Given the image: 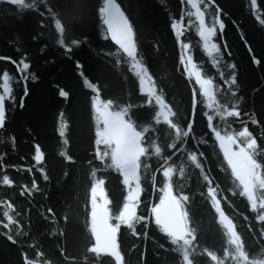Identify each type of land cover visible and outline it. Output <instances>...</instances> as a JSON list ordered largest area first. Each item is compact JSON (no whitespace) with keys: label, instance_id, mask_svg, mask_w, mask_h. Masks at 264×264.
Segmentation results:
<instances>
[{"label":"trees","instance_id":"obj_1","mask_svg":"<svg viewBox=\"0 0 264 264\" xmlns=\"http://www.w3.org/2000/svg\"><path fill=\"white\" fill-rule=\"evenodd\" d=\"M102 2L103 0H55L61 16L71 21L67 37L81 41V46L74 48L69 58L50 39V33L54 32L50 21L45 20L46 26L41 27L38 13L25 11L21 14L20 10L6 0H0V56L10 58L0 60V75L4 71L9 72L17 102L23 95V84L16 83L21 74L16 72L17 65L12 61L18 62L26 54V60L30 63L29 72L37 76V80L32 81L29 75L28 95L24 98L23 108L17 106L15 110H10L7 128L0 130V138L5 140L0 142V153L5 154L3 162L9 165L0 175L8 174L16 181L12 188L0 185V199H11L14 202L16 210L21 212L24 229L28 233V239L18 238L16 245L0 235V264H21V246L26 249L29 244L37 245L50 264H67L60 253L61 248L69 259L75 257L82 260L80 253L91 239L85 223L89 211L88 190L92 181L90 173L92 167L100 169L103 166L94 159L95 127L91 110V97L94 93L85 87L83 80L87 77L98 85L101 99L122 98L118 102L143 105V100L139 98L142 94L139 92L138 81L134 91L133 82L136 77L124 62L123 54L121 53L119 65L115 63L117 57L110 55L117 51L118 46L109 38L100 20L98 8ZM117 2L126 11L133 25L138 58L149 67L157 88H165L167 100L183 118L184 111L190 104L191 91L193 88L198 91V86L194 79L189 82L176 70L179 66L180 49L170 23L172 19L180 18L182 9L183 13L189 10L187 0H184L183 5L180 0ZM217 2L228 14L223 18L225 29L223 39L218 43H226L231 51V57L225 54V60L237 66L238 96L242 98L243 110L255 114L258 123L251 125L249 122V130L259 137L264 134V62L252 64L251 55H255L258 60L264 57V28L252 16L250 0ZM262 2L264 0H258V8L259 14L264 15ZM183 24L185 30L181 39L190 45L194 62L208 75L216 78L215 70L210 68V61L200 46L196 28L188 25L186 15ZM241 33L253 49L251 55L240 39ZM76 60L80 61L81 69L75 67ZM80 72L84 75L81 76ZM61 88L69 93L68 97L59 96ZM60 113H63L68 124L65 132V138L69 142L67 145H63L57 132ZM197 126L200 127L199 124ZM232 129L238 131V124L232 123ZM10 135L15 137L14 146L7 141ZM35 144L40 145L44 153L42 166L48 175L47 181L33 167ZM61 150L70 155L72 160H65L60 155ZM200 150L206 151L208 163L205 167L211 169L213 176L219 177L216 182L221 184L226 196L230 197L228 190L235 189L236 186L230 171H222L227 169V165L218 145L208 140L206 148ZM89 161H92L91 165ZM29 167H33L31 173L26 171ZM101 176L105 180L104 187L111 202L110 207L115 208L122 203L125 194L122 178L112 169L98 171L96 178ZM33 179L39 190H33L31 196L27 193L20 196L19 185L30 187ZM142 188L143 203L159 201V184L154 191L149 178L144 180ZM185 191L191 197L189 214L201 228L202 245L222 256L223 248L227 246L224 229L217 223L214 211L201 197L202 189L195 183L194 176L186 181ZM236 191L237 196L229 199L228 204L222 201V208L233 220L237 231L247 239L249 227L256 225L254 231L259 230L258 222L254 219L255 214L248 208L246 199L239 197L238 190ZM143 203L139 211L148 215ZM48 208L53 209V213H48ZM2 211L0 207V218ZM246 216L249 218L247 223L244 220ZM64 217H67L66 221ZM137 229L141 233L139 237H133L126 229H122L118 236L127 264H166L165 253L157 245L164 244L167 248L168 244L161 239L163 234L159 229L150 225L147 236L139 226ZM2 231L0 228V232ZM248 243L250 252H259L258 243L251 240ZM91 258L95 259V264H110V258L104 255ZM167 264H171L170 258ZM202 264L211 262L205 257L202 258Z\"/></svg>","mask_w":264,"mask_h":264},{"label":"snow or ice","instance_id":"obj_2","mask_svg":"<svg viewBox=\"0 0 264 264\" xmlns=\"http://www.w3.org/2000/svg\"><path fill=\"white\" fill-rule=\"evenodd\" d=\"M6 2L20 10L21 14L25 11L38 13L41 27L46 26L45 20L50 21L54 27L50 39L69 58L73 49L81 46L80 40L67 37L71 21L61 16L55 0ZM180 2L183 5L184 0ZM187 5L189 10L183 13L182 9L180 18L172 19L170 23L180 49L179 66L176 70L189 82L194 79L198 86V91L197 88L191 91L190 104L185 109L183 118L167 100L165 88H157L149 67L138 58L134 28L126 11L117 0H103L98 8L102 25L118 46L117 51L110 55L117 57L115 63L119 65L121 53L123 54L124 62L136 77L133 82L134 91L138 81L139 92L142 94L139 98L143 100V105L118 102L122 98L101 99L98 85L87 77L83 80L85 87L94 93L91 97L95 127L94 159L103 167H92L90 173L92 181L88 190L89 211L85 223L91 239L80 253L82 260L75 257L69 259L61 248L60 253L67 264H95V259L91 257L101 255L109 257L110 264H127L118 240L121 230L126 229L133 237H139V226L147 236L150 225L159 229L163 234L161 239L168 244L167 248L164 244L157 245L165 253L166 264L169 258L171 264H202V258L205 257L211 264H264V258H257L264 257V134L256 137L249 130V122L251 125H257L258 121L254 113L243 110L242 98L238 96L237 91V66L225 60V54L228 57L232 55L228 45L218 43L223 39V18L227 17V12L217 0H187ZM261 7H264V2ZM250 8L255 21L264 28V15L259 14L258 0H250ZM185 15L188 25L196 28L200 46L210 61V68L215 70L216 78L197 66L190 45L181 39L185 30ZM240 39L251 55L253 49L243 33ZM9 59L0 56V60ZM262 62L264 57L258 60L255 55H251L252 64ZM12 63L17 65L16 72L21 74L16 83L23 84V95L17 102L9 72L4 71L0 75V130L7 128L10 110H15L17 106L23 108L24 98L28 95L29 75L32 81L37 80V76L29 72L30 63L26 60V54L18 62ZM75 67L82 68L79 60L75 61ZM80 75L83 76L84 73L80 72ZM68 95L63 88L59 89L60 97L66 98ZM232 123L238 124V131L232 129ZM67 127V121L64 120L63 113H60L57 132L63 145L69 143L65 138ZM208 140L218 145L223 154L227 169L222 171L231 173L236 187L228 190L230 197L226 196L221 184L216 182L219 177L213 176L211 169L205 167L208 158L206 151L200 149L206 148ZM7 141L12 142L14 146L15 137L10 135ZM0 142H5L4 138H0ZM33 147V167L47 181L48 175L42 166L44 153L40 145L35 144ZM4 155L0 153V172L9 167L3 162ZM60 155L65 160H72L63 150ZM89 164L91 165L92 161H89ZM33 167L27 168L26 171L31 173ZM104 169H112L122 178L125 194L122 203L115 208L110 207L111 202L105 192L103 176L96 178L97 172ZM192 176L195 177L197 186L202 189L200 195L204 202L214 211L217 223L224 229L227 246L223 248L222 256L202 245L201 228L189 214L191 197L185 187L186 181ZM149 178L154 191L159 184L160 197L158 202L143 203L142 183ZM15 183L8 174L0 175V185L12 188ZM19 187L20 196H25L26 193L31 196L33 190H39L35 179L31 181L30 187L23 184ZM236 190L239 197L246 199L248 208L255 214L254 219L258 222L259 230L254 231L256 225L249 227L247 239L237 231L233 220L222 208V201L228 204L229 199L237 196ZM142 203L148 215L139 211ZM0 207L3 209L0 218V228L3 231L0 235L13 245L17 244L18 238L28 239L21 212L16 210L14 202L11 199H0ZM47 212L53 213V209L48 208ZM64 220L66 221L67 217H64ZM244 220L247 223L249 218L246 216ZM249 240L260 245L258 253L249 251ZM21 249V264H50L45 258V253L39 250L37 245L29 244L26 249L23 246Z\"/></svg>","mask_w":264,"mask_h":264},{"label":"water","instance_id":"obj_3","mask_svg":"<svg viewBox=\"0 0 264 264\" xmlns=\"http://www.w3.org/2000/svg\"><path fill=\"white\" fill-rule=\"evenodd\" d=\"M118 3V2H117ZM127 15V14H126ZM108 34V33H107ZM109 36V35H108ZM109 38L111 39V37L109 36ZM112 40V39H111ZM114 43V42H113Z\"/></svg>","mask_w":264,"mask_h":264}]
</instances>
